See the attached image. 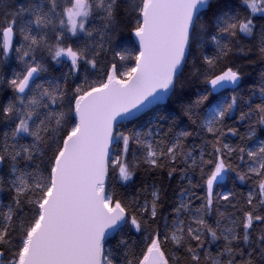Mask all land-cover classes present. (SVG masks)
I'll use <instances>...</instances> for the list:
<instances>
[{
	"label": "snow or ice",
	"instance_id": "6c2138e0",
	"mask_svg": "<svg viewBox=\"0 0 264 264\" xmlns=\"http://www.w3.org/2000/svg\"><path fill=\"white\" fill-rule=\"evenodd\" d=\"M0 264H264V0H0Z\"/></svg>",
	"mask_w": 264,
	"mask_h": 264
}]
</instances>
